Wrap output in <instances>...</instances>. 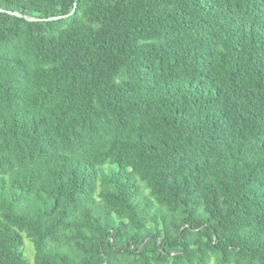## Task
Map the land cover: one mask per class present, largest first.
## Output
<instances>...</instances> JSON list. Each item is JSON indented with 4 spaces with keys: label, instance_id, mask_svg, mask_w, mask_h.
Returning a JSON list of instances; mask_svg holds the SVG:
<instances>
[{
    "label": "trees",
    "instance_id": "16d2710c",
    "mask_svg": "<svg viewBox=\"0 0 264 264\" xmlns=\"http://www.w3.org/2000/svg\"><path fill=\"white\" fill-rule=\"evenodd\" d=\"M0 264H264V0H0Z\"/></svg>",
    "mask_w": 264,
    "mask_h": 264
},
{
    "label": "rangeland",
    "instance_id": "374dc122",
    "mask_svg": "<svg viewBox=\"0 0 264 264\" xmlns=\"http://www.w3.org/2000/svg\"><path fill=\"white\" fill-rule=\"evenodd\" d=\"M23 250L25 258L28 262H32L33 258V245L31 241L23 235Z\"/></svg>",
    "mask_w": 264,
    "mask_h": 264
},
{
    "label": "water",
    "instance_id": "95a60500",
    "mask_svg": "<svg viewBox=\"0 0 264 264\" xmlns=\"http://www.w3.org/2000/svg\"><path fill=\"white\" fill-rule=\"evenodd\" d=\"M16 16H19L21 17L20 14H15ZM60 17H52V18H49L47 20H57L59 19ZM25 19L29 20V21H44L45 19H37V18H31V17H25Z\"/></svg>",
    "mask_w": 264,
    "mask_h": 264
}]
</instances>
